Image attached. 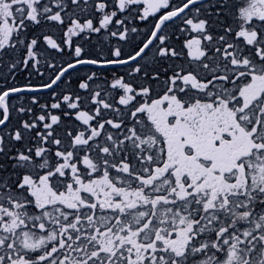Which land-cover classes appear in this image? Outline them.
Wrapping results in <instances>:
<instances>
[{"label": "snow or ice", "instance_id": "snow-or-ice-1", "mask_svg": "<svg viewBox=\"0 0 264 264\" xmlns=\"http://www.w3.org/2000/svg\"><path fill=\"white\" fill-rule=\"evenodd\" d=\"M0 264H264V0H0Z\"/></svg>", "mask_w": 264, "mask_h": 264}]
</instances>
